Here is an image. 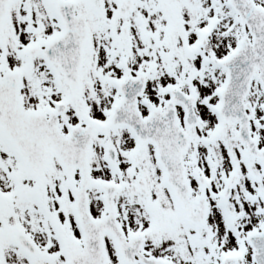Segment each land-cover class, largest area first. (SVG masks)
I'll return each mask as SVG.
<instances>
[{"label":"snow or ice","instance_id":"1","mask_svg":"<svg viewBox=\"0 0 264 264\" xmlns=\"http://www.w3.org/2000/svg\"><path fill=\"white\" fill-rule=\"evenodd\" d=\"M0 264H264V0H0Z\"/></svg>","mask_w":264,"mask_h":264}]
</instances>
